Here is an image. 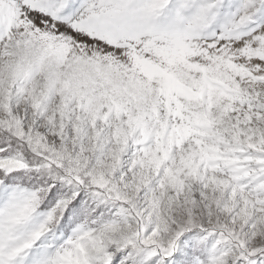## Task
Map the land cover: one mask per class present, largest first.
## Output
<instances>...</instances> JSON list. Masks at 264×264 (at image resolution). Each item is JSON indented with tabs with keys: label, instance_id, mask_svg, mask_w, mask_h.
Segmentation results:
<instances>
[{
	"label": "snow or ice",
	"instance_id": "1",
	"mask_svg": "<svg viewBox=\"0 0 264 264\" xmlns=\"http://www.w3.org/2000/svg\"><path fill=\"white\" fill-rule=\"evenodd\" d=\"M0 264H264V0H0Z\"/></svg>",
	"mask_w": 264,
	"mask_h": 264
}]
</instances>
